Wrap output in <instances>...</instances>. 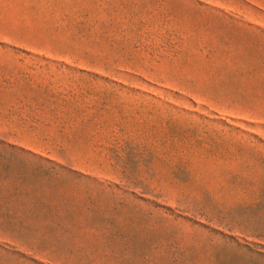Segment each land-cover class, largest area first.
<instances>
[{
	"label": "rangeland",
	"instance_id": "obj_1",
	"mask_svg": "<svg viewBox=\"0 0 264 264\" xmlns=\"http://www.w3.org/2000/svg\"><path fill=\"white\" fill-rule=\"evenodd\" d=\"M0 264H264V0H0Z\"/></svg>",
	"mask_w": 264,
	"mask_h": 264
}]
</instances>
